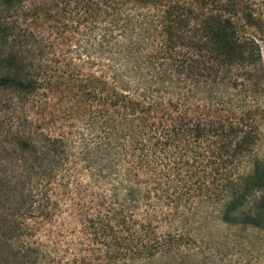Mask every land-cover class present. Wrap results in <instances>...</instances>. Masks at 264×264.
Listing matches in <instances>:
<instances>
[{"label": "trees", "instance_id": "16d2710c", "mask_svg": "<svg viewBox=\"0 0 264 264\" xmlns=\"http://www.w3.org/2000/svg\"><path fill=\"white\" fill-rule=\"evenodd\" d=\"M55 1L53 21L67 11ZM92 2L69 27L84 36L75 59L97 65L85 71L22 24L39 16L30 0H0V264H63L72 241L75 264H219L264 247L263 0ZM55 116L84 120L81 160L109 196L75 200L74 134ZM190 220L224 230L222 247L185 251Z\"/></svg>", "mask_w": 264, "mask_h": 264}, {"label": "rangeland", "instance_id": "374dc122", "mask_svg": "<svg viewBox=\"0 0 264 264\" xmlns=\"http://www.w3.org/2000/svg\"><path fill=\"white\" fill-rule=\"evenodd\" d=\"M59 3V8L62 6H66V12H63L62 15H58L55 20H50L46 16H44L43 13L47 12V15H52L55 11L54 9V0H30V2L33 3V6L36 7V11L38 10V18L35 19H26L23 21L22 19H18V22L21 23L24 26H27L29 29H33V27H36L37 29H42V34L38 37H43L47 40H55L54 42H59V49H65V51H71V59L67 58V60H72L77 64H80L77 66V69L80 68L85 71H92L96 69L97 65L93 64L90 66V64L85 63L84 60L86 57H83L84 59L82 61H79L78 59H75L76 54L81 50L79 44L83 45L84 43V36H82L80 33L72 32L69 27H78V24L82 21L81 19V11L85 9V5H92V1L94 0H69L70 4L67 6L65 5V0H56L55 2ZM62 1V2H61ZM262 1V0H261ZM61 2V3H60ZM264 3V0H263ZM60 13V12H59ZM19 18V16H17ZM22 20V21H21ZM57 25L60 26L59 33H54L52 31V26ZM82 26V23L80 25V28ZM257 37V41L260 46L261 50V60L259 67L257 69V74L261 75V81H262V87L263 92L260 96L257 97L255 100L257 104L264 105V31L260 34H255ZM55 56L52 57V60L57 61L58 59L61 61L63 59L62 54L58 55V50L56 49V52L54 54ZM97 54H93V58H90V62H96L99 61V58H96ZM84 56V55H83ZM68 57V55L66 56ZM98 57V56H97ZM55 61L51 62V66H57L61 65V63H55ZM64 62V61H63ZM62 62V63H63ZM83 62V64H82ZM58 116H61L60 112L58 111ZM264 116V113H261L258 117ZM56 120H52L50 125H54V129L57 131H72L74 134L72 142V156L70 157V164L71 167L69 169L70 181L72 183V187L74 188L73 197L76 201L79 202H85L88 203L89 201H99L103 195H108L110 193L109 191H105V189L110 188V183L105 182V178H100L99 180L97 177H91L90 172L94 169H90V167H87V162L81 160V157L84 155L85 152V141H81L80 135L76 134V127L82 126V121H71V120H63L59 119L58 117H54ZM54 121V122H53ZM73 122V124H72ZM260 126L262 128L261 131V140L258 144V148L260 149V153L264 154V119L261 120ZM85 130V128L83 129ZM87 134V130L84 131L83 134ZM85 134V136H86ZM88 142V139H87ZM185 228L181 229L184 234L187 233L189 237H187L186 241L189 242V247H186L185 251H197L198 249H203V254L206 255L211 254L217 250V247H222L223 245V238L222 234H225L223 231H217L216 228L212 230V233L209 234L208 232H204L201 234H197L198 231L195 230V225L192 223V220H190V223L185 224ZM221 234V235H220ZM209 235H213V237H209ZM195 238V239H194ZM74 246L75 241L70 242L69 244V250L65 253L63 264H75L74 261ZM79 245L76 249L80 248ZM83 248H87V246L84 244ZM252 248V251L247 252L242 251L241 254L234 255L232 257V254L230 251H226L228 253L227 260L226 261H219V264H264V247L256 248L254 245L247 246L246 249ZM81 255H87V250L81 251ZM80 264H88V259H85L83 262H80Z\"/></svg>", "mask_w": 264, "mask_h": 264}]
</instances>
